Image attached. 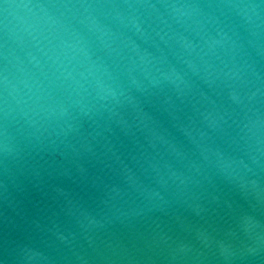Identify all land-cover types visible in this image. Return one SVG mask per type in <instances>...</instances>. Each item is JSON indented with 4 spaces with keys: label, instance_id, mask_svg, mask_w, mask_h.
<instances>
[{
    "label": "water",
    "instance_id": "obj_1",
    "mask_svg": "<svg viewBox=\"0 0 264 264\" xmlns=\"http://www.w3.org/2000/svg\"><path fill=\"white\" fill-rule=\"evenodd\" d=\"M0 264H264V0H0Z\"/></svg>",
    "mask_w": 264,
    "mask_h": 264
}]
</instances>
